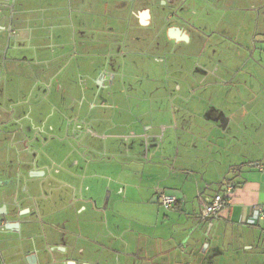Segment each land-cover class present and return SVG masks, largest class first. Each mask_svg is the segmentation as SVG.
<instances>
[{
	"label": "crops",
	"instance_id": "crops-1",
	"mask_svg": "<svg viewBox=\"0 0 264 264\" xmlns=\"http://www.w3.org/2000/svg\"><path fill=\"white\" fill-rule=\"evenodd\" d=\"M241 1L0 2V264H264V223H244L264 207V0H252V20L237 24L234 13L250 12ZM140 41L153 52L127 55ZM159 43L179 53L159 55ZM127 57L145 61L151 80L128 75ZM30 89L34 99L25 98ZM49 101L68 110L48 130L76 123L72 137L86 153L111 155L108 168L135 178L122 181L155 221L141 224L135 242L98 192L79 187L78 201L63 204V183L49 169L68 157L40 153L37 143ZM119 141L122 149L108 148ZM228 182L227 208L203 220ZM160 192L177 197L174 209L160 205ZM99 214L105 229L96 228Z\"/></svg>",
	"mask_w": 264,
	"mask_h": 264
},
{
	"label": "rangeland",
	"instance_id": "rangeland-1",
	"mask_svg": "<svg viewBox=\"0 0 264 264\" xmlns=\"http://www.w3.org/2000/svg\"><path fill=\"white\" fill-rule=\"evenodd\" d=\"M241 6H246L247 8L250 9V12H244L239 11L234 13V20L235 22H237V24H240V21L244 20L245 18H248L246 16H250L251 20H252V0H242L240 2ZM175 16H177L178 12L175 11L174 12ZM231 19V18H229ZM252 23V22H251ZM243 27L245 30L248 29V26H240ZM237 28V27H236ZM242 28V29H243ZM252 29V24L251 27ZM162 43V42H161ZM229 44L232 45L231 42H223L222 47L226 48L229 46ZM228 45V46H227ZM158 46H160V43L158 44ZM219 46V45H218ZM162 47V48H161ZM211 47V46H210ZM136 49L134 51H131V49L129 48H125L126 54L128 55V53H130L131 55H134L138 52L142 53H147V52H153L151 51V49L149 48V45L146 44L144 41H140L138 43V45L135 47ZM160 48V49H159ZM157 49V51H155V53L159 54V55H167L170 53H179V49H177L176 47L173 48L172 46H165V45H161ZM220 48V47H218ZM116 51V46L114 48ZM122 49V48H121ZM203 50H206L205 48L202 47ZM188 50V49H187ZM198 50H201V48H198ZM185 50L182 49L180 52H184ZM219 53L220 50H219ZM250 65H252V61L250 63ZM147 69V63L145 64V61H143L141 58L137 57V59L135 60V58L133 57H127V59L124 61V69L126 71V73L128 75L131 76H136L137 78L141 79V83H147L146 80H151L149 76H147L146 74L143 73V69ZM156 79L159 76H153ZM80 80V79H79ZM82 80V79H81ZM153 80V79H152ZM139 81V80H138ZM159 81H161V78H159ZM81 82V81H80ZM62 91V90H60ZM21 94H23L24 90L19 91ZM27 95L25 96V98H29V99H34V95L36 94V92H34V90L31 89L26 91ZM76 98H82V91H78L75 90V95ZM114 97V96H113ZM70 101V100H68ZM85 101V100H84ZM83 101V102H84ZM68 104H72V102H69ZM64 105V106H63ZM60 107H57L56 105H54L53 103H51V101H49V103L47 104V107H43L44 109H47V113H49V116L47 117V121L48 123H44L43 125H46V131H44L42 133V135L40 134L38 142L39 146L43 149V147L45 148V150H41V152H44L46 155L50 153V155L55 152L56 154H54L55 158L60 159V157H68L65 162H63L61 160L60 164H56L55 167H51L49 170L52 171L53 175L58 178L59 181H61L63 184L64 183H70V186H65L62 184V188H64V191L62 193H60L61 195L64 194L65 199H63V204H66V202H68L69 200H77L78 201V195H80V192H78L79 187L80 188H89L92 191H96L98 192L99 196L101 199H104V201L106 200L107 203L109 205H111L113 208H115L116 210L120 211L119 213H121L120 215V219H117V215H114L113 218H111L112 222L115 224L117 222L119 225V229H134L135 231L132 233H127L129 235H127V238L129 240H131L132 242H135L137 240H134L135 237L138 236V231H140V227L141 224L143 223H152L155 222L152 217H146L147 216V212L148 210L145 208L147 207L146 205L141 204L139 201L140 198H136L135 196H131L134 192H131V188H129L128 185H126L125 183L127 182H123L122 180H134L135 178H133L132 176L128 175L124 169H116L117 167L114 168H108L107 162L111 159V155H108L104 152L102 153H98V155L100 156L99 160L100 162L97 163L96 165L92 164V159L93 158H98V155H94L91 154L90 152H85V150H83L82 145L78 144V138L75 139L74 137H72V124H76V123H70L69 121H67V119H65V125L68 126V129H70V132H66V133H59L57 131H51L48 130L49 126L52 124H60L62 121V118L60 117V111L59 108H62L64 110H68L66 108V105L63 104ZM78 105H74L75 110L78 109ZM63 123V121H62ZM13 126H11V128L13 129V127L15 124H12ZM9 126V125H7ZM10 127V126H9ZM9 127H4L3 130L8 129ZM48 130V132H47ZM3 134H5L3 132ZM72 137V139H70ZM3 138V137H2ZM89 140V139H87ZM86 140V141H87ZM161 140L158 137H152L150 138L149 141H159ZM248 140V139H247ZM97 142H102L101 140L97 141ZM250 143V148H255V145L252 144V141H247ZM125 145V143L123 142H117V143H110V145L108 146V148L110 149H116L117 147L119 148H123ZM117 150V149H116ZM114 151V150H113ZM93 153V152H92ZM45 154H40L42 155V161H44L45 159ZM46 161V160H45ZM79 161V163H77ZM49 163V162H48ZM116 163V162H115ZM50 165V163H49ZM51 166V165H50ZM111 166H113V164H111ZM130 182V181H129ZM128 182V183H129ZM74 188H76V191L74 192ZM85 195L90 194L87 191H84ZM62 203V202H61ZM73 207V206H72ZM150 207V206H149ZM156 209H158L160 211L161 214L165 213V210L160 208V206H155ZM153 208H150V211H152ZM116 214V213H114ZM149 214V213H148ZM101 216H98L97 220L101 221L100 223L96 224V228L97 229H105V217L102 214H99ZM108 227V226H107ZM91 229V228H89ZM104 241V240H103Z\"/></svg>",
	"mask_w": 264,
	"mask_h": 264
},
{
	"label": "built area",
	"instance_id": "built-area-1",
	"mask_svg": "<svg viewBox=\"0 0 264 264\" xmlns=\"http://www.w3.org/2000/svg\"><path fill=\"white\" fill-rule=\"evenodd\" d=\"M234 188V184L230 182L226 183L224 191L215 195L207 203L201 216L202 219L209 221L212 218H218L230 203V198L233 194ZM158 201L160 205L167 210L174 209L178 204V199L176 196L169 195L164 192L159 193ZM244 223L250 227H258L264 223V207H255L252 214L244 221Z\"/></svg>",
	"mask_w": 264,
	"mask_h": 264
},
{
	"label": "flooded vegetation",
	"instance_id": "flooded-vegetation-1",
	"mask_svg": "<svg viewBox=\"0 0 264 264\" xmlns=\"http://www.w3.org/2000/svg\"><path fill=\"white\" fill-rule=\"evenodd\" d=\"M3 13V12H2ZM7 14H9V15H11V11H9L8 10V12H7ZM20 175L21 174H18L17 175V179L19 180L20 179ZM38 228L39 229H41V226L39 227L38 226ZM51 229H57L58 231H57V233H56V230H53L52 231V233H54V234H56V235H58L60 238H63V239H65V238H67L66 236V233L62 230V229H60V228H58V227H50ZM64 232V233H63ZM63 233V234H62ZM44 239L45 238H47V236L45 235V237H43ZM66 241L68 242V247L66 248V250L68 251V248H70L69 250L71 251L72 249H73V252H74V255L76 254L75 252V250L77 249V244L76 243H74V241H73V239L72 238H69V239H66ZM65 250V251H66ZM64 251V254H66L67 252H65ZM78 252V251H77ZM78 254H79V252H78ZM110 259V258H109Z\"/></svg>",
	"mask_w": 264,
	"mask_h": 264
},
{
	"label": "water",
	"instance_id": "water-1",
	"mask_svg": "<svg viewBox=\"0 0 264 264\" xmlns=\"http://www.w3.org/2000/svg\"><path fill=\"white\" fill-rule=\"evenodd\" d=\"M0 2H6V0H0ZM177 12H178V11H177ZM0 13H1V11H0ZM192 13H193V11H192ZM177 17H178L179 19H181L182 22H184L185 24H187V25H189V26H191V27H195L194 23H192L188 18H186V17H184V16H181V15H178V14H177Z\"/></svg>",
	"mask_w": 264,
	"mask_h": 264
}]
</instances>
